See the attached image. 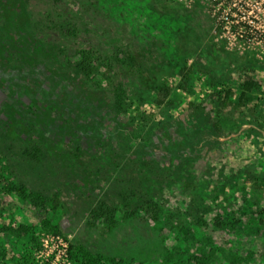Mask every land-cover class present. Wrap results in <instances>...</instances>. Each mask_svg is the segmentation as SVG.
I'll list each match as a JSON object with an SVG mask.
<instances>
[{
	"label": "rangeland",
	"instance_id": "rangeland-1",
	"mask_svg": "<svg viewBox=\"0 0 264 264\" xmlns=\"http://www.w3.org/2000/svg\"><path fill=\"white\" fill-rule=\"evenodd\" d=\"M230 3L250 42L216 34L207 0H0V264H264V0ZM247 76L219 138L186 140L188 104Z\"/></svg>",
	"mask_w": 264,
	"mask_h": 264
},
{
	"label": "trees",
	"instance_id": "trees-1",
	"mask_svg": "<svg viewBox=\"0 0 264 264\" xmlns=\"http://www.w3.org/2000/svg\"><path fill=\"white\" fill-rule=\"evenodd\" d=\"M207 2L211 5L214 12L212 20L214 32L216 34H219L225 29L229 28L231 32L237 35L241 40L247 42L253 40V36L251 34H257L255 29L256 27L251 25L250 21H236V19H232L236 9L232 7L230 0H207ZM227 25H229V27H227ZM79 61L78 68L85 76H90L99 63V60L92 51L81 52ZM190 72V68L179 66L178 73L180 75V83L176 87L177 90L185 91L187 89ZM260 88L261 85L259 82L247 76L245 77V80L240 83L238 92L234 89L211 90L208 95V100L210 101L212 108L209 110H206L205 107H202L199 104L190 102L188 104V109L191 111V117H188L187 120L185 119L184 123H179V129L183 132L182 135H184L186 140L190 134L192 135V138H195L200 129L199 124H201L204 125L202 128H206V130H208L209 136L219 138L220 134L222 133V126L220 124V115L222 112L228 108H233V110L236 112L242 110L245 107L248 96H250L254 91H259ZM171 92L172 87L169 85L158 87L156 99L154 101L155 104L157 106L172 107L174 104L169 99ZM118 98L119 103H123V97ZM199 119H201L202 123L199 121ZM33 201V204L35 208L38 209L39 214H42V217L40 218L42 228L48 231L52 238H60L68 244L60 229L52 225L48 218H46V214L49 211V199L38 197L34 198ZM51 203L59 205L58 197L55 196L51 200ZM157 212L153 211L152 214L149 215L152 221L156 222L159 220ZM109 220H113L112 216L109 217ZM214 226L220 229L224 226V223L220 221L219 218H217L214 221ZM24 229L28 228L24 227ZM69 248L72 250V245H70ZM77 254L79 253L77 252ZM77 254L75 255L77 256ZM98 262L99 261L88 255V258L84 259L81 264H98ZM190 264H195V262Z\"/></svg>",
	"mask_w": 264,
	"mask_h": 264
},
{
	"label": "built area",
	"instance_id": "built-area-1",
	"mask_svg": "<svg viewBox=\"0 0 264 264\" xmlns=\"http://www.w3.org/2000/svg\"><path fill=\"white\" fill-rule=\"evenodd\" d=\"M57 240H59V239H57ZM61 240V239H60Z\"/></svg>",
	"mask_w": 264,
	"mask_h": 264
}]
</instances>
